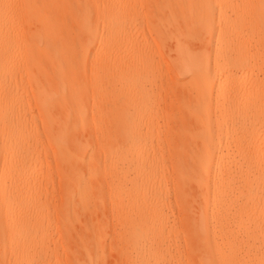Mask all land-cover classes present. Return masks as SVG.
<instances>
[{
    "label": "bare ground",
    "instance_id": "1",
    "mask_svg": "<svg viewBox=\"0 0 264 264\" xmlns=\"http://www.w3.org/2000/svg\"><path fill=\"white\" fill-rule=\"evenodd\" d=\"M107 232L264 264V0H0V264H104Z\"/></svg>",
    "mask_w": 264,
    "mask_h": 264
},
{
    "label": "rangeland",
    "instance_id": "2",
    "mask_svg": "<svg viewBox=\"0 0 264 264\" xmlns=\"http://www.w3.org/2000/svg\"><path fill=\"white\" fill-rule=\"evenodd\" d=\"M87 108H89L90 111H94L89 103L87 105ZM90 116H91V113H90ZM78 132H80V131H78ZM79 136L84 138L85 141H89V140L94 139V128L93 127L89 128L88 131H87V129L82 130V132ZM103 162H104V160L100 159L101 167L103 166L102 165ZM49 167L54 172V176H56L53 184L47 190V192H48L47 194L51 197L50 201H52V203L55 204L53 207L50 208L51 213L54 215V214H56V212L54 210L58 209V207H60L62 200H63L61 197L60 191L64 186V181H61L60 178L57 176V173H55L57 166H56V163L54 161H50ZM80 206L81 205L78 204V207H80ZM62 226L63 225L61 222H56V221L52 222L51 231H50V238L52 239L53 242L54 241L62 242V239L60 237L61 236L60 231H59V229ZM215 236H216V234H215ZM104 239L106 240V244L103 247L104 248L103 251H101L103 253V256L105 259L104 264H125L123 262V260H121L115 253L111 252L110 236H109L108 232L104 236ZM62 243H64V241ZM188 247H189L188 242L184 243L183 247H182V255H183V259H184L183 260L184 264L187 263V259H188V257H187V255L189 254ZM189 248H191V245ZM61 253H62V256H61ZM64 254H65V252L62 251V249H61L60 256L58 258L52 260L51 262H49V264H67L66 261H64V259H63L65 257Z\"/></svg>",
    "mask_w": 264,
    "mask_h": 264
}]
</instances>
